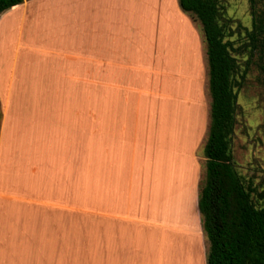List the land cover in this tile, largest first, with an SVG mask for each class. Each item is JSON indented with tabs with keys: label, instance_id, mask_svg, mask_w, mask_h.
<instances>
[{
	"label": "crops",
	"instance_id": "1",
	"mask_svg": "<svg viewBox=\"0 0 264 264\" xmlns=\"http://www.w3.org/2000/svg\"><path fill=\"white\" fill-rule=\"evenodd\" d=\"M205 56L177 0L0 14V264H206Z\"/></svg>",
	"mask_w": 264,
	"mask_h": 264
},
{
	"label": "trees",
	"instance_id": "2",
	"mask_svg": "<svg viewBox=\"0 0 264 264\" xmlns=\"http://www.w3.org/2000/svg\"><path fill=\"white\" fill-rule=\"evenodd\" d=\"M27 0H0V14ZM181 11L197 21L205 42L210 95L208 136L203 148L205 178L198 210L208 241L206 264H264V193H257L237 173L231 153L236 123L239 74L230 34L219 18L217 0H177ZM251 28L244 48L256 55L264 77V0H248ZM239 75V76H238ZM254 194L255 197H254Z\"/></svg>",
	"mask_w": 264,
	"mask_h": 264
},
{
	"label": "rangeland",
	"instance_id": "3",
	"mask_svg": "<svg viewBox=\"0 0 264 264\" xmlns=\"http://www.w3.org/2000/svg\"><path fill=\"white\" fill-rule=\"evenodd\" d=\"M217 1L220 21L226 27V32L230 34L227 39L233 42L234 49L236 50V52H232V55L236 58L238 72L241 74L245 71L244 79L240 80L241 87L237 91L238 107L231 140L233 163L237 173L246 184L250 183L257 193H264V77L258 68V57L256 55L250 57L244 48L246 43L245 33L251 28L249 1ZM193 23L202 34L200 24L197 21ZM203 47L205 53L204 39ZM204 58L206 64V56ZM206 73L207 88H205V95L208 120L211 99L208 91L207 64ZM187 86V81L183 79L181 81L180 92L188 93L186 92ZM181 125V130L183 129V132H186L185 126L188 127V123L184 121ZM86 194H90V189L86 190ZM87 200L90 201V197L85 198V201Z\"/></svg>",
	"mask_w": 264,
	"mask_h": 264
}]
</instances>
